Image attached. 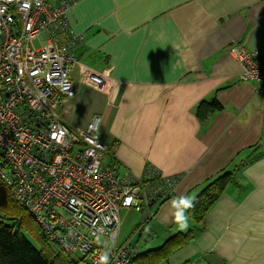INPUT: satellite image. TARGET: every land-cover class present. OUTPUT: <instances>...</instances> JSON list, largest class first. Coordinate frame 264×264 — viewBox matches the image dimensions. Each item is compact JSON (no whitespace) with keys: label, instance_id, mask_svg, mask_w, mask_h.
Instances as JSON below:
<instances>
[{"label":"crops","instance_id":"1","mask_svg":"<svg viewBox=\"0 0 264 264\" xmlns=\"http://www.w3.org/2000/svg\"><path fill=\"white\" fill-rule=\"evenodd\" d=\"M68 21L57 41L78 38L75 95L61 104V121L84 129L98 117L99 139L122 170L176 178L144 226L169 237L194 228L191 219L184 230L163 221L171 199L195 198L222 171L239 169L194 240L162 264H209L206 255L264 264V96L240 79L229 53L264 43V0H76ZM202 100L220 107L205 122L196 116Z\"/></svg>","mask_w":264,"mask_h":264},{"label":"built area","instance_id":"2","mask_svg":"<svg viewBox=\"0 0 264 264\" xmlns=\"http://www.w3.org/2000/svg\"><path fill=\"white\" fill-rule=\"evenodd\" d=\"M75 2L0 0V178L62 252L97 264L108 251L109 264H131L127 245L119 243L121 210L150 219L176 180L151 169L146 178L158 176L163 184L150 190L142 176L135 179L108 156L98 117L84 129L61 121V104L75 95L70 71L78 38H57L69 33ZM38 37L44 44L34 49ZM229 53L242 69L240 79L256 83L264 96V43ZM92 78L107 88V79Z\"/></svg>","mask_w":264,"mask_h":264},{"label":"trees","instance_id":"3","mask_svg":"<svg viewBox=\"0 0 264 264\" xmlns=\"http://www.w3.org/2000/svg\"><path fill=\"white\" fill-rule=\"evenodd\" d=\"M218 110L220 107L215 101L202 100L196 107V116L200 122H205ZM107 154L119 165L113 154L109 152ZM238 171V167L222 171L207 182L194 198L195 206L190 210V219L194 228L172 235L154 250L134 253L128 248L131 264H162L177 250L190 244L201 230L206 214L223 195ZM150 173L151 168L146 169L139 182L151 190L155 186L162 185L163 182L158 176L146 178ZM164 201L166 200H162L161 203ZM30 238L38 246H35ZM51 244L53 243L44 238L35 218L14 200L10 190L0 178V264H89L87 260L76 258L74 254H66L58 247L57 250H53Z\"/></svg>","mask_w":264,"mask_h":264},{"label":"rangeland","instance_id":"4","mask_svg":"<svg viewBox=\"0 0 264 264\" xmlns=\"http://www.w3.org/2000/svg\"><path fill=\"white\" fill-rule=\"evenodd\" d=\"M43 44L44 42L40 37L32 42L34 49L41 48ZM144 220L145 215L135 211L134 209H122L120 212L121 227L119 243L127 245V247L131 251H134V253H144L146 251L154 250L155 248L161 246L163 242L170 236L168 229H163L159 226H153L150 229V227L147 226L150 221L146 224V226H144ZM30 239L35 246H38V244L32 238ZM51 248L53 250H57V247L53 244H51ZM75 257L79 258L80 256L75 255Z\"/></svg>","mask_w":264,"mask_h":264},{"label":"clouds","instance_id":"5","mask_svg":"<svg viewBox=\"0 0 264 264\" xmlns=\"http://www.w3.org/2000/svg\"><path fill=\"white\" fill-rule=\"evenodd\" d=\"M195 206L194 198L188 195L174 197L170 201V213L163 217L164 222H172L180 230L188 228L190 219V210ZM110 254L108 251L103 252L97 261V264H109Z\"/></svg>","mask_w":264,"mask_h":264},{"label":"water","instance_id":"6","mask_svg":"<svg viewBox=\"0 0 264 264\" xmlns=\"http://www.w3.org/2000/svg\"><path fill=\"white\" fill-rule=\"evenodd\" d=\"M204 260L209 264H221L220 262H218L217 258L214 257L213 255H206L204 257Z\"/></svg>","mask_w":264,"mask_h":264}]
</instances>
